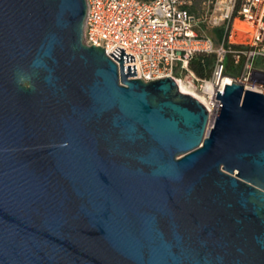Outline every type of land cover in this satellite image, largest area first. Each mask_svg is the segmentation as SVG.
I'll list each match as a JSON object with an SVG mask.
<instances>
[{
  "label": "water",
  "instance_id": "obj_1",
  "mask_svg": "<svg viewBox=\"0 0 264 264\" xmlns=\"http://www.w3.org/2000/svg\"><path fill=\"white\" fill-rule=\"evenodd\" d=\"M87 10L0 0V264H264V94L226 84L207 133Z\"/></svg>",
  "mask_w": 264,
  "mask_h": 264
},
{
  "label": "built area",
  "instance_id": "obj_2",
  "mask_svg": "<svg viewBox=\"0 0 264 264\" xmlns=\"http://www.w3.org/2000/svg\"><path fill=\"white\" fill-rule=\"evenodd\" d=\"M84 42L105 48L106 54L122 52L129 56L127 65H136L137 76L144 81L173 77L185 93L199 98L210 118L217 113L226 84L238 83L264 94V0H205L196 12L192 0H86ZM236 18L254 25L250 42L232 40ZM221 28L219 35L216 31ZM213 29L215 37L210 34ZM117 49V50H116ZM115 51V52H113ZM199 52L214 56L210 76L202 77L191 62ZM129 54L135 57L130 60ZM231 55L236 73H226Z\"/></svg>",
  "mask_w": 264,
  "mask_h": 264
},
{
  "label": "trees",
  "instance_id": "obj_3",
  "mask_svg": "<svg viewBox=\"0 0 264 264\" xmlns=\"http://www.w3.org/2000/svg\"><path fill=\"white\" fill-rule=\"evenodd\" d=\"M216 31L220 35L222 32L221 28H217ZM191 68L200 76H210L214 66V56L205 52H199L194 60L191 62ZM227 74L234 75L236 68L233 65L232 56L227 57Z\"/></svg>",
  "mask_w": 264,
  "mask_h": 264
},
{
  "label": "bare ground",
  "instance_id": "obj_4",
  "mask_svg": "<svg viewBox=\"0 0 264 264\" xmlns=\"http://www.w3.org/2000/svg\"><path fill=\"white\" fill-rule=\"evenodd\" d=\"M256 33V29L253 24L246 22L244 20H241L239 18H236L233 25V33H232V40L235 42H250L252 38L254 37ZM224 83H230L231 80L228 77H224L223 79ZM182 91H185L184 86L181 87ZM212 121L210 122V125H212ZM207 129V133H209L210 130Z\"/></svg>",
  "mask_w": 264,
  "mask_h": 264
},
{
  "label": "rangeland",
  "instance_id": "obj_5",
  "mask_svg": "<svg viewBox=\"0 0 264 264\" xmlns=\"http://www.w3.org/2000/svg\"><path fill=\"white\" fill-rule=\"evenodd\" d=\"M203 1H205V0H192V2H193L192 9L197 12L200 9V6L202 5ZM210 34L215 37V33H214L213 29L210 30ZM233 42L236 44L241 43V42H235V41H233ZM215 118H216V114L213 113V115L210 118V122L211 121L213 122L212 125H210V122H209L210 128L214 125ZM209 125H208V128H209Z\"/></svg>",
  "mask_w": 264,
  "mask_h": 264
}]
</instances>
